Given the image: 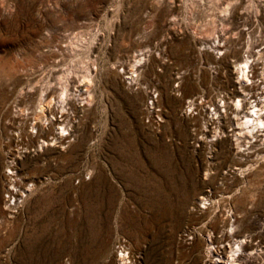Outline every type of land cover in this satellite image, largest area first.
<instances>
[{"label":"rangeland","instance_id":"1","mask_svg":"<svg viewBox=\"0 0 264 264\" xmlns=\"http://www.w3.org/2000/svg\"><path fill=\"white\" fill-rule=\"evenodd\" d=\"M247 57L254 100L264 95V0H0V264H122L119 238L134 264H203L210 249L227 257L217 243L226 232L251 245L238 264H264V131L238 147L232 112ZM54 60L94 78L92 100L75 97L72 144L53 145L68 158L15 143L5 157L18 136L8 101ZM12 160L34 178L13 220L2 199ZM202 196L213 202L206 214Z\"/></svg>","mask_w":264,"mask_h":264},{"label":"bare ground","instance_id":"2","mask_svg":"<svg viewBox=\"0 0 264 264\" xmlns=\"http://www.w3.org/2000/svg\"><path fill=\"white\" fill-rule=\"evenodd\" d=\"M251 63L252 61L250 57H247L238 64V77L241 75L240 78L245 83L242 85L243 92L245 93H242L240 96H238L239 93H237L234 95L232 100V112L235 113L234 117L237 121L236 128L239 129L235 135L238 147H242L240 142L242 135H245V138H249L250 135L255 137L254 132L256 130L264 131V95L258 96L255 94L256 98L251 100L252 96L254 95V92L252 91L254 80L251 78L254 75L252 74L251 76L250 74V72H252ZM65 66H67V69H62ZM59 67L61 69L57 71V68ZM79 67L80 64L75 63L72 60L71 62H67L66 60H60L57 62L54 60L51 64L47 63L42 66L43 74L41 77L28 81L25 85L19 84L15 88L11 98L12 100H9L7 103L5 115L10 120L12 127L14 125L15 129L18 131V136L16 138L11 136L10 140L6 142L5 145H3L5 157H10L13 155L14 143L16 144V147H20L22 149L24 148L25 150H29L31 147L40 148L44 150V155H46L50 149L58 151L57 148H53V145L58 144L63 146L68 144V146H70L72 144L70 139L74 134L69 131V127H75L74 132L78 131V127L73 124L74 120L78 117L79 112V107L76 104L75 97L79 98L84 93L88 95L86 96L85 100L91 101V98L93 97L91 90V86L94 84L93 72L90 71L89 66H86L85 73L82 75V77H80L78 71ZM48 68L52 69L49 70ZM72 74L73 76H71ZM261 74L264 77V68ZM82 84H84L86 87L84 91L82 90L83 88L80 87ZM262 93H264V91H262ZM224 102V104H226V101ZM13 103H16L17 107V111L15 112L16 115L14 116L11 113V105ZM192 104L193 101L189 103V107L192 106ZM246 104H250V107H246ZM246 108L248 109L245 111ZM71 113H75V115L72 117ZM30 129H32V131ZM68 134H70V136ZM65 153L58 151L57 156L59 158L67 159L68 154ZM39 155L43 154L39 153ZM3 163L6 164L5 162ZM13 163V160L7 161L6 168H4L8 170L4 172L5 180H9L8 184H5V186H12V188H9L8 190L5 189L6 192L9 193V197L7 198L4 196V198H2L4 199V208L11 207V204L9 205V201H11V198L15 197L17 193H20V189L23 187L22 185L25 183V180L34 179L32 176V171L14 172L13 169L16 166L13 165ZM39 167H36L34 170H36V172L40 171L41 169ZM14 173H16L15 175L17 177L19 176V181L17 179H13ZM25 190L26 189L23 191ZM199 203L200 205L198 208H196V211L206 214L213 202L209 197L202 196L199 200ZM188 207L190 206H186V208ZM192 209H194V207ZM15 216L16 215L10 219L13 220ZM228 223L229 222H227V224ZM234 224H232L233 227ZM215 226L216 224H212L211 227L215 228ZM208 231L209 229L200 227L198 233L205 234ZM237 236L239 235H234V237ZM230 238H232V236L226 232L225 235H223L222 238L217 242L221 245L219 247L221 250H226L228 247L230 248L229 254L226 258L221 256L219 252L215 253L212 249H210L204 256L205 261L203 264H207V261L212 260L217 264H238L235 258L236 255L239 257L244 252V250L251 248V245L242 237L239 238L240 241L231 244ZM234 245L237 246L236 249L234 248Z\"/></svg>","mask_w":264,"mask_h":264},{"label":"built area","instance_id":"3","mask_svg":"<svg viewBox=\"0 0 264 264\" xmlns=\"http://www.w3.org/2000/svg\"><path fill=\"white\" fill-rule=\"evenodd\" d=\"M149 94H150V103L153 104V101H154L153 99H154V97H156V92L154 89H152L149 91ZM153 121H155V122H152V123H157V125L160 124L159 120L158 121L153 120ZM148 122H151V120H148ZM8 195H9V193L6 192L5 197L8 198L9 197ZM26 197H27L26 191H20V193H17L15 195V197L11 198V201H9V205L11 204V207L10 208L5 207V210L7 211L8 218H11L14 215H17L21 211V209L24 206ZM116 254H117V259L119 261H121L122 264H134V262H135V258L131 253L129 242L124 238L118 239V241L116 243ZM66 261L69 262L68 259Z\"/></svg>","mask_w":264,"mask_h":264}]
</instances>
